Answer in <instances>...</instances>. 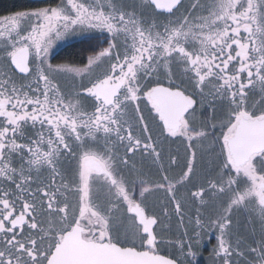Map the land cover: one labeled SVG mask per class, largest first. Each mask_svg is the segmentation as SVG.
<instances>
[{"label": "snow or ice", "instance_id": "snow-or-ice-1", "mask_svg": "<svg viewBox=\"0 0 264 264\" xmlns=\"http://www.w3.org/2000/svg\"><path fill=\"white\" fill-rule=\"evenodd\" d=\"M75 40L86 62H54ZM169 138L185 144L178 179ZM206 229L211 264H264V0L0 15V264H199Z\"/></svg>", "mask_w": 264, "mask_h": 264}, {"label": "flooded vegetation", "instance_id": "flooded-vegetation-1", "mask_svg": "<svg viewBox=\"0 0 264 264\" xmlns=\"http://www.w3.org/2000/svg\"><path fill=\"white\" fill-rule=\"evenodd\" d=\"M47 1H49V0H47ZM77 43H80V42L78 40L72 41V45L77 44ZM67 47H69V46L61 44L59 48L55 49L53 55H54V57L57 58V60L54 62H57V63H75V64L79 65L82 60H85V57L87 55L92 54L90 51H87V49H88L87 44H82V47L78 48L80 51V53L79 52L78 53L80 55H74L73 53L72 54L67 53L65 51V49ZM85 62H86V60H85ZM61 83L65 87H68L72 84V80L68 79V78H63L61 80ZM150 127H152V129H153L155 137L159 138L160 140L164 139L163 136L159 135L160 129L158 127H156L155 125H150ZM163 147L166 149V152L164 155V160H163V163H164L166 168L168 167V155L169 154H173V155L178 154V165L179 166H172L171 168H169L168 173H167L170 178L176 177L178 179L179 175L182 171L184 162H185L184 161L185 144L182 143L180 139L173 140L172 138H169L168 141L163 145ZM207 159H208V157H205V160H207ZM146 171H147V169H146ZM205 171H207V169L204 167L198 168V172L200 173V176L197 177L198 181L203 179V173ZM155 173H156V169L155 168L151 169V174H153V178H157ZM190 188H191V185H189L188 188L180 187V195L181 196H187ZM192 190H194V189H192ZM136 195H137V198H139L138 197V191H137ZM189 200H190V198H189ZM148 203L150 205H153L158 210L162 204H167L168 201L165 199L164 192L160 191V192H155L152 196H150L148 198ZM189 206H191V204H189ZM170 211H171V207H170ZM202 211L204 212L205 215H208L209 213H211L212 209L211 208H208L207 210L202 209ZM237 219H239L240 221L243 222V221H246L248 219V217H247L245 212H241L238 214ZM245 227L248 228L249 232H251V229L248 227L247 224H245ZM170 228H171V231L168 233V237L172 240L179 239L180 234L183 231V229L180 227L177 219L174 216L170 221ZM256 231H257V238H258V232H259L258 225H257ZM206 232H210V233H212V235H211V237L209 235H205L203 237L202 247H201L200 252L198 253L199 264H211L210 250L217 243L216 236L218 235V233H215L212 229H206ZM205 248L208 249V251H205L204 250ZM175 251L176 250L173 248H162L161 254L162 255H172L175 253Z\"/></svg>", "mask_w": 264, "mask_h": 264}, {"label": "trees", "instance_id": "trees-1", "mask_svg": "<svg viewBox=\"0 0 264 264\" xmlns=\"http://www.w3.org/2000/svg\"><path fill=\"white\" fill-rule=\"evenodd\" d=\"M52 2L51 0H0V15H8L12 12L44 6L45 4ZM72 47H67L65 51L67 53H73L74 55H80L78 48L82 47L81 43L73 44ZM79 52V53H78Z\"/></svg>", "mask_w": 264, "mask_h": 264}, {"label": "rangeland", "instance_id": "rangeland-1", "mask_svg": "<svg viewBox=\"0 0 264 264\" xmlns=\"http://www.w3.org/2000/svg\"><path fill=\"white\" fill-rule=\"evenodd\" d=\"M210 1H211V0H210ZM210 1H209V2H210ZM188 2H189V0H186V1H185V3H188Z\"/></svg>", "mask_w": 264, "mask_h": 264}]
</instances>
